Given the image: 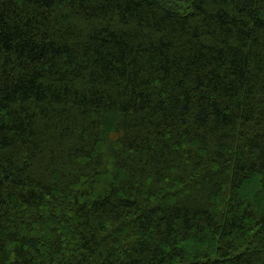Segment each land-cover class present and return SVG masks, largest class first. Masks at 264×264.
I'll list each match as a JSON object with an SVG mask.
<instances>
[{
  "label": "trees",
  "instance_id": "trees-1",
  "mask_svg": "<svg viewBox=\"0 0 264 264\" xmlns=\"http://www.w3.org/2000/svg\"><path fill=\"white\" fill-rule=\"evenodd\" d=\"M0 264H264V0H0Z\"/></svg>",
  "mask_w": 264,
  "mask_h": 264
},
{
  "label": "rangeland",
  "instance_id": "rangeland-1",
  "mask_svg": "<svg viewBox=\"0 0 264 264\" xmlns=\"http://www.w3.org/2000/svg\"><path fill=\"white\" fill-rule=\"evenodd\" d=\"M178 1V0H177Z\"/></svg>",
  "mask_w": 264,
  "mask_h": 264
}]
</instances>
